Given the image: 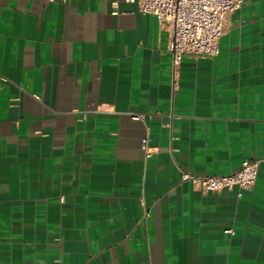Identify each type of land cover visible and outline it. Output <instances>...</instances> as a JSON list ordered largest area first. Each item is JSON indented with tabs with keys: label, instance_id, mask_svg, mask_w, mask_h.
<instances>
[{
	"label": "crops",
	"instance_id": "obj_1",
	"mask_svg": "<svg viewBox=\"0 0 264 264\" xmlns=\"http://www.w3.org/2000/svg\"><path fill=\"white\" fill-rule=\"evenodd\" d=\"M170 44L138 1L0 0V264H264V0L176 87Z\"/></svg>",
	"mask_w": 264,
	"mask_h": 264
},
{
	"label": "built area",
	"instance_id": "obj_2",
	"mask_svg": "<svg viewBox=\"0 0 264 264\" xmlns=\"http://www.w3.org/2000/svg\"><path fill=\"white\" fill-rule=\"evenodd\" d=\"M56 2L60 0H48ZM138 1L139 10L158 17L170 29V52L173 60V86L178 84L177 72L184 55L213 57L219 53V41L225 20L239 8L243 0H127ZM136 118L138 116H135ZM147 143V139H143ZM147 155L152 149L147 147ZM260 160L245 159L239 169L228 174H196L183 171L181 181L190 182L202 191L238 187L251 190L256 184ZM226 232L233 233L232 228Z\"/></svg>",
	"mask_w": 264,
	"mask_h": 264
}]
</instances>
